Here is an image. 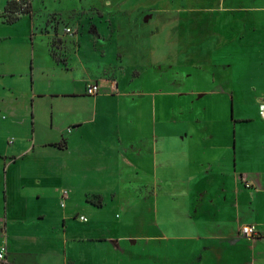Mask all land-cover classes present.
<instances>
[{"label": "crops", "instance_id": "crops-1", "mask_svg": "<svg viewBox=\"0 0 264 264\" xmlns=\"http://www.w3.org/2000/svg\"><path fill=\"white\" fill-rule=\"evenodd\" d=\"M191 2L210 5L209 28L194 18L188 27L168 32L218 38L212 40L209 57L197 42L202 47L194 48L193 60L134 68L121 80L85 67L88 74L109 81L93 95L86 87L99 84L97 80L80 88L56 81L55 90L37 89L31 61L33 92L24 101L31 100L33 106V145L23 140L12 156L6 147L5 172L17 158L28 167L49 168L57 179L83 181L82 187L70 188L80 195L83 191L94 211L115 213L113 226L106 218L99 221L106 233L96 225L91 227L96 232L74 239L104 249L106 258L96 264H123L127 253L131 261L147 263L264 264V0ZM184 4L163 0L167 11L179 13ZM34 11L32 0L25 15L32 18ZM79 51L67 67L57 62L50 47L57 69L68 70L75 82L85 77L73 76L75 65L86 60L81 56L74 64ZM238 68L242 73L235 72ZM39 102L48 103V115ZM5 111L12 125V109L6 106ZM80 215L85 216L77 213L75 218ZM244 225H254L257 234L244 235ZM7 245L8 258L17 263ZM70 259L75 264L76 259Z\"/></svg>", "mask_w": 264, "mask_h": 264}, {"label": "rangeland", "instance_id": "rangeland-1", "mask_svg": "<svg viewBox=\"0 0 264 264\" xmlns=\"http://www.w3.org/2000/svg\"><path fill=\"white\" fill-rule=\"evenodd\" d=\"M8 1L0 0V250L5 248L0 264H71L70 258L72 261L76 259L75 264H96L106 258L104 249L88 245L87 240L74 239L81 233L96 232L91 227L97 225L101 228L98 224L103 218L113 226L117 220L115 213L94 211L83 191L80 195L70 188L72 184L82 187L83 181L57 179L49 168L28 167L23 159L17 158L11 162L10 170L5 172L6 147L10 148L8 156H12L17 155L15 149L23 140L26 146L33 145L30 138L33 106L31 100L24 101V97L33 92L31 61L36 67L37 89L50 92L55 90L53 82L56 81L73 82L80 88L89 81L97 80L102 88L109 86L107 79L94 73L88 74L89 70L99 75L117 76L121 80L124 72L134 68L168 60H193L194 48L203 46L202 54L209 57L208 51L215 47L212 40L218 38L179 36L176 34L178 31L171 34L168 30L188 27V21L194 18L202 20L203 29L209 28L210 5L185 0V4L180 6L184 10L178 13L173 11L174 8L167 11L163 0H34L35 14L31 18L25 13L13 14L6 10L5 3ZM172 1L180 3V0ZM29 4L32 5V0ZM7 16L21 18L14 24H7ZM43 26L45 30L41 29ZM67 27L71 28L70 32L65 30ZM32 32H36L33 42ZM197 42L202 46H196ZM50 47L57 62L67 67L69 58L80 50L79 57H74V64L79 63L81 56L86 60L79 66L75 65L73 76L85 77L75 82L68 70L57 69ZM236 64L240 67L238 61ZM85 67L90 69L86 71ZM235 72L242 73V68ZM40 103L45 109L43 113L48 115V103ZM6 106L12 109V125L8 123L10 117L5 111ZM43 172L46 177H42ZM64 190L69 191V198L66 205L61 206ZM72 205H78L79 209L71 208ZM77 213L84 214L89 221L83 222L79 216L75 218ZM148 217L149 214L146 219ZM148 228L143 230L157 233ZM108 229L109 232L112 230ZM101 230L106 233L103 228ZM123 233L128 234V228H123ZM41 236L46 238L43 243ZM6 241L11 245L17 263L8 258ZM134 247L141 250L140 245ZM157 248H160V243ZM123 264L161 262L131 261L127 253Z\"/></svg>", "mask_w": 264, "mask_h": 264}, {"label": "built area", "instance_id": "built-area-1", "mask_svg": "<svg viewBox=\"0 0 264 264\" xmlns=\"http://www.w3.org/2000/svg\"><path fill=\"white\" fill-rule=\"evenodd\" d=\"M20 3L22 9H26L29 5V0H16ZM66 31L70 32L71 28H65ZM100 90V86L97 82H93L87 85L86 93L89 95L96 94ZM260 116L264 118V103L260 105ZM69 197V192L64 190L61 196V206H65L66 199ZM80 219L84 222L87 221V217L80 215ZM242 233L248 237H253L257 234V228L254 225H244L242 226ZM5 248L0 250V260L4 257Z\"/></svg>", "mask_w": 264, "mask_h": 264}, {"label": "trees", "instance_id": "trees-1", "mask_svg": "<svg viewBox=\"0 0 264 264\" xmlns=\"http://www.w3.org/2000/svg\"><path fill=\"white\" fill-rule=\"evenodd\" d=\"M6 10H9L11 13L13 14H18V13H29L31 12V6L30 4L28 5V7L26 9H22L21 5L18 1L16 0H10L7 2L6 6H5ZM18 18H14L13 16H7V21L8 22H14L15 20H17ZM57 145L59 146H63L62 142H59Z\"/></svg>", "mask_w": 264, "mask_h": 264}]
</instances>
